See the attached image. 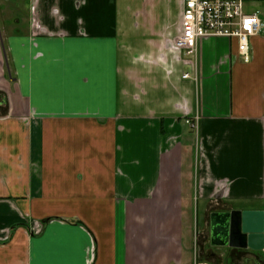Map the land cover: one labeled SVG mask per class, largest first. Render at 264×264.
I'll return each instance as SVG.
<instances>
[{
  "label": "crops",
  "instance_id": "1",
  "mask_svg": "<svg viewBox=\"0 0 264 264\" xmlns=\"http://www.w3.org/2000/svg\"><path fill=\"white\" fill-rule=\"evenodd\" d=\"M182 10L0 0V264H264L209 241L213 211L264 220V27L249 61L201 39L194 80Z\"/></svg>",
  "mask_w": 264,
  "mask_h": 264
},
{
  "label": "built area",
  "instance_id": "2",
  "mask_svg": "<svg viewBox=\"0 0 264 264\" xmlns=\"http://www.w3.org/2000/svg\"><path fill=\"white\" fill-rule=\"evenodd\" d=\"M254 2L264 3V0H183L182 29L174 45L183 55L182 62L191 69L194 80L197 79L199 44L205 37L236 38L238 54L249 61V39L264 27L260 10L247 7ZM183 77H190V72H183ZM196 120L197 117L193 122Z\"/></svg>",
  "mask_w": 264,
  "mask_h": 264
},
{
  "label": "water",
  "instance_id": "3",
  "mask_svg": "<svg viewBox=\"0 0 264 264\" xmlns=\"http://www.w3.org/2000/svg\"><path fill=\"white\" fill-rule=\"evenodd\" d=\"M209 241L212 246L261 250L264 247L262 212L213 211L209 215ZM247 264H255L248 259Z\"/></svg>",
  "mask_w": 264,
  "mask_h": 264
},
{
  "label": "rangeland",
  "instance_id": "4",
  "mask_svg": "<svg viewBox=\"0 0 264 264\" xmlns=\"http://www.w3.org/2000/svg\"><path fill=\"white\" fill-rule=\"evenodd\" d=\"M247 7L248 8H251L252 10H255V9H259L260 10V12H261V15L264 13L263 12V10H264V6H263V4L262 3H258V2H254V3H252V4H248L247 5ZM249 11H251V10H249ZM8 77H9V79H11L10 77H11V75H10V73L8 74ZM1 105V108L3 107V105H4V102L3 103H1L0 104ZM198 222H197V233H199V232H201V230H205V227H203V225H201L200 223V219H201V211H198ZM200 222V223H199ZM205 232V231H204ZM200 234V233H199ZM199 234H197L196 236H195V239H196V241H197V239H199V237H198V235ZM204 242H206V240L204 241ZM203 245H204V243H203Z\"/></svg>",
  "mask_w": 264,
  "mask_h": 264
}]
</instances>
